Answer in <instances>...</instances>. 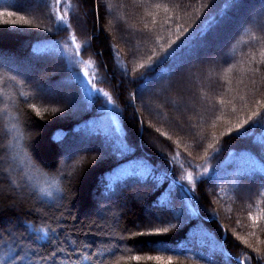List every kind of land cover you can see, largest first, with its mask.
Instances as JSON below:
<instances>
[{"label": "trees", "instance_id": "16d2710c", "mask_svg": "<svg viewBox=\"0 0 264 264\" xmlns=\"http://www.w3.org/2000/svg\"><path fill=\"white\" fill-rule=\"evenodd\" d=\"M51 2L0 0L18 12L0 15L2 58L41 63L47 82L75 91V100L55 99L0 62V169L9 171L0 175V232L44 220L69 251L76 241L103 252L91 264H264V0H71V30H58ZM239 15L221 56L203 59L215 51L213 32ZM71 32L79 57L93 61L90 92L84 66L63 50ZM12 124L23 134L15 160ZM56 182L65 192L53 187L54 203L38 198L34 189ZM24 245L54 250L47 239Z\"/></svg>", "mask_w": 264, "mask_h": 264}, {"label": "snow or ice", "instance_id": "6c2138e0", "mask_svg": "<svg viewBox=\"0 0 264 264\" xmlns=\"http://www.w3.org/2000/svg\"><path fill=\"white\" fill-rule=\"evenodd\" d=\"M156 7H160V5H156ZM16 5L14 3L12 4H0V15H7V16H13L17 15V11H13L11 9H15ZM73 9V4L71 0H52L51 2V10L53 13H55V19L59 25L58 30H71L72 24L71 21L67 17V13ZM23 19L25 24H31L32 21L28 20L24 17H21ZM39 27V25H36ZM48 31H52V29H48ZM81 48V44L77 42V38L75 35V32H71L70 34V41L65 42L63 44V50L67 52L78 65H83L84 67L81 69L83 72V76L87 78L88 84L95 89V84L92 83V78L89 77L87 67L93 63L92 60L84 61L79 57V50ZM177 54V51L174 49L172 53H169V56H175ZM262 61H264V52L261 53ZM141 67H144L141 65ZM12 79H15V77H12ZM3 80V77L0 76V81ZM99 92H103L102 89H97ZM110 103H114L112 101L111 96L108 93H103ZM224 101L221 100V104H223ZM258 103H264V101H258ZM31 108L35 109L37 113L39 114V110L36 108L35 104L29 105ZM253 115H257V113H253ZM248 120H244L243 123H237L236 128L237 130L242 128L244 124H247ZM261 126H264V117L260 118V121H258ZM11 131L15 133L13 136V140L15 141L14 144L11 145V148L13 150L20 149L19 152H16L15 155L12 156V159L15 160L17 157L20 156L21 152H24L22 146L19 143V138H22V133L20 132V129L17 124L11 125ZM232 129H229V132H231ZM167 135V133H165ZM260 143L262 146H264V138H261ZM209 147H212V145H209ZM27 154L25 153V156ZM261 160L264 161V157H261ZM30 166V165H29ZM188 181L191 182L193 188L195 186V180L191 173L187 174ZM11 184H13L16 187H19V185L16 183V180L11 179ZM53 187H55L57 193H63L65 192V188L60 185L59 182H56L55 185H45L43 187H40L39 189H34V191L37 193L38 198H48V202L54 203L55 198L53 197V191L51 190ZM40 211V210H37ZM46 215V214H45ZM254 221L257 219V217L252 218ZM25 232L17 234L16 232H13L11 229L7 231V237L5 238V235L3 232H0V245H2V249H0V264H52V262L58 258V254H64L67 256V264H91L94 260L95 256H102L103 252L95 253L94 255H89L88 251H84L83 249H90L91 245H83V246H77L76 241H70L72 245H74V250L69 251L67 248L61 246L59 243H56L58 241L59 237L56 232V229L51 226V224H48L46 221L42 220L41 225L37 226L31 221H25L24 222ZM168 228H154L153 232L156 234L167 232ZM141 235L145 234H152V233H140ZM26 239L32 240L33 243L38 242L39 240L47 239L50 244L54 245V250L50 251L47 254H42L39 251L31 250L25 247L24 241ZM246 242V241H245ZM105 252H111V248L105 246L104 247ZM79 254L78 259H73L74 256ZM123 259V258H121ZM127 259H134V260H141V259H147V260H156L160 261L161 264H171L172 257H168L167 261H165V258L162 256H129ZM247 259L250 260V257ZM237 260L239 261V264H244V261L241 260L239 257H237ZM95 264H101V261L97 259L95 261ZM115 264H119V260L115 262Z\"/></svg>", "mask_w": 264, "mask_h": 264}, {"label": "rangeland", "instance_id": "374dc122", "mask_svg": "<svg viewBox=\"0 0 264 264\" xmlns=\"http://www.w3.org/2000/svg\"><path fill=\"white\" fill-rule=\"evenodd\" d=\"M27 1L32 3L35 0H27ZM247 10H248V7L246 9H243L244 12H247ZM82 12L84 13L85 10L82 11ZM85 15H86V12H85ZM81 17H82V15H81ZM242 19H243V16L239 15L238 17H236L235 21H234V19H230V21H234L233 23L231 22V24H228V25L224 24V25H226L225 26L226 28L224 27V25L223 26L221 25L224 28L218 27V29L215 32H213V35H215L216 38L218 39L217 43H215V44H213L211 46V47L215 48V51H212L210 53H208V52L203 53L202 58L203 59L212 60V61H216L217 58L221 56L220 53L221 52L223 53V51H222V49H223L222 45H224L223 42H225V39L229 35L232 34V32L236 29V26L239 24L238 22L241 21ZM211 39L213 40L214 37H212ZM0 62H5V63L7 62V64L9 63L8 65L11 68L17 69V71L20 72L23 77L25 76V77L33 78V81H34L33 82V86H34L33 89L35 88V90H37L38 92H45V94L51 95L55 99H59L58 98L59 97V93L61 92L62 94L66 95L70 100H75V99H73V98H75V97H73L74 94H75V91L70 86H67V81L66 80L60 81L58 83H55V82H51L50 83V82L46 81V80H48L47 77H46V73H45L46 71H45V69H43V67L41 68V66H40L41 63H33V61H31V60L29 62L27 57H25V58L23 57V58H20V59L19 58L16 59L14 56H10L8 58H2L1 55H0ZM208 65H210V64H208ZM198 70H201V69H198ZM187 71H189V70H187ZM88 74H89V77H91L90 71H89ZM187 77H190L189 73H188ZM83 84H84L86 90H88L90 92L91 91V86L88 84L87 78L84 77V76H83ZM157 87H153L151 90H149V91H151L150 93H152L154 88H157ZM188 88H190V87H188ZM173 93H175V92L173 91ZM160 94H161V97H162L163 94L162 93H160ZM118 127H120V126L118 125ZM13 167H14V165L12 164L11 168H13ZM7 170L3 171V169H0V175H1V173L4 175L5 172L7 173V175H9V173H8L9 171H7ZM63 224L64 223H62V225ZM101 225L105 226V222L101 223ZM63 227L65 228V226H63Z\"/></svg>", "mask_w": 264, "mask_h": 264}, {"label": "water", "instance_id": "95a60500", "mask_svg": "<svg viewBox=\"0 0 264 264\" xmlns=\"http://www.w3.org/2000/svg\"><path fill=\"white\" fill-rule=\"evenodd\" d=\"M187 189V188H186Z\"/></svg>", "mask_w": 264, "mask_h": 264}]
</instances>
